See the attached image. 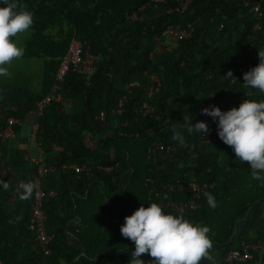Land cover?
I'll return each mask as SVG.
<instances>
[{"label":"trees","instance_id":"16d2710c","mask_svg":"<svg viewBox=\"0 0 264 264\" xmlns=\"http://www.w3.org/2000/svg\"><path fill=\"white\" fill-rule=\"evenodd\" d=\"M18 3L33 18L19 58L41 60V69L34 82H15L17 75L9 73L0 83V128L9 117L19 120L14 135L0 138V182L8 185L0 187L1 264H127L134 245L121 235L120 225L148 202L206 224L216 264L242 243H256L253 255L264 260V181L252 178L247 162L235 158L217 136L215 122L200 111L264 99L242 79V72L258 63L257 48L264 47V0ZM169 29L187 34L178 38ZM72 38L81 42L82 58L95 56L93 68L70 64L57 80ZM229 69L235 78L222 76ZM54 83L63 100L52 99L36 116V101ZM143 103L151 113H143ZM188 113L193 124H208L205 136L185 130L182 119ZM34 121L46 162L56 165L43 177L24 159L28 141L20 126ZM173 129L183 135L182 144L172 139ZM153 140L173 151L148 156ZM72 163L87 169L77 173L62 166ZM191 179L204 184L196 207L173 208L191 198L180 187ZM20 180L32 185L27 198H21L23 186L14 191ZM37 186L45 191L49 254L28 229ZM205 193L214 196L215 207ZM141 258L146 263L154 259L146 253Z\"/></svg>","mask_w":264,"mask_h":264},{"label":"clouds","instance_id":"9594fccd","mask_svg":"<svg viewBox=\"0 0 264 264\" xmlns=\"http://www.w3.org/2000/svg\"><path fill=\"white\" fill-rule=\"evenodd\" d=\"M32 23V13L18 0H0V76H7V66L23 56L24 47L14 38L17 34L26 33ZM256 54L258 63L242 72L243 85L264 93V47L257 48ZM222 76L234 77L230 69ZM131 84L136 85L134 82ZM200 111L215 122L217 136L231 147L235 158L242 163L247 162L252 178L264 181V99H243L238 106L226 110L210 105ZM182 121L188 133L197 132L205 136L209 131L208 124L203 120H196L193 124L189 113L183 116ZM172 139L181 144L184 142L183 135L176 129H173ZM153 142L156 140L151 141L148 148ZM0 187L7 188L8 185L0 182ZM23 187L25 192L21 198H27L32 185L25 184ZM205 197L210 207L216 206L211 193H205ZM209 232L206 224L166 211L157 202H148L146 206L141 203L131 214L124 216L120 225L121 235L134 245L127 264H146L140 258L145 253L154 258L147 264H200L202 259L211 261Z\"/></svg>","mask_w":264,"mask_h":264},{"label":"built area","instance_id":"2783aa9c","mask_svg":"<svg viewBox=\"0 0 264 264\" xmlns=\"http://www.w3.org/2000/svg\"><path fill=\"white\" fill-rule=\"evenodd\" d=\"M157 1V0H156ZM259 8V2L253 6L254 10ZM174 36L182 37L187 34L185 30L173 31L171 29L167 30ZM81 42L75 38H72L69 46L67 48L66 53L63 55L61 61L59 62L55 79L61 80L64 74L67 72L70 64H74L75 66L80 65L81 63L86 64V68L88 70L92 69V62L95 56L91 54H87L82 58L81 55ZM151 79L157 81V78L152 74ZM58 85L54 83L51 88V92L47 93L43 97H41L38 101H36L35 108L32 110L33 114L36 116H40L43 113V108L52 100H63L60 93L55 92ZM152 85L149 86L148 92L152 91ZM122 99L119 100L116 108V112L120 113L122 109ZM147 104L143 103V107L145 108L143 113H151L152 111L147 108ZM103 114L100 115L102 118ZM19 120L9 117L7 119V123L5 126L0 128V138L5 139L14 135L13 125L18 124ZM37 131H38V123L34 122L31 125V133L30 137L35 142L36 153L32 154L28 151L24 154V159L33 165L36 170V174L38 177H43L47 174H50L56 170V165L52 163H47L44 155V147H42L41 143L37 140ZM173 151V148L169 146H163L160 142H153L151 146L148 148V156L152 154V157H155L156 154L166 153ZM63 167L69 166L74 169L75 172L80 173L87 169V166L84 164H63ZM24 184V181H17L14 184V191L20 189ZM183 190L189 192L191 194V198L184 204H172L173 208H177V210H182L184 206L196 207L195 199L199 197L200 193L203 190L204 184H198L194 179L189 180L186 185L180 186ZM50 195L54 194V191H49ZM45 197V191L41 186H37L34 188L32 193V210L31 215L28 220V229L33 231L34 239L38 243L39 247L45 254L50 253L49 243L52 239V234L46 231V215L43 209V199ZM258 246L256 243H242L241 248H235L227 252L224 256L223 260L220 261L219 264H232L235 262H245L247 260H252L253 264H264V260L257 258L253 255V251H256ZM1 264V261H0Z\"/></svg>","mask_w":264,"mask_h":264},{"label":"rangeland","instance_id":"374dc122","mask_svg":"<svg viewBox=\"0 0 264 264\" xmlns=\"http://www.w3.org/2000/svg\"><path fill=\"white\" fill-rule=\"evenodd\" d=\"M26 36H27V32L22 34H17L15 39L18 40V42L22 45ZM40 62L41 60H36L31 58L29 59L16 58L7 66L8 72L12 74V77L14 76V74L17 75L13 77V81L15 82H20V81L34 82L35 79L40 75V69H41ZM20 71L21 74L19 75ZM6 77H8V75L0 76V83H6V81L2 82V80H5ZM2 163L4 164V162Z\"/></svg>","mask_w":264,"mask_h":264},{"label":"crops","instance_id":"0c3cea01","mask_svg":"<svg viewBox=\"0 0 264 264\" xmlns=\"http://www.w3.org/2000/svg\"><path fill=\"white\" fill-rule=\"evenodd\" d=\"M33 113V112H32ZM34 122H37V121H34ZM33 122V123H34ZM33 123H31V124H28V125H26V124H22L21 126H20V134L21 135H23V136H25L26 138H27V150H28V152H30V153H32V154H35L36 153V147H35V142L31 139V137H30V133H31V125L33 124ZM55 147V146H54ZM45 153V152H44ZM4 172V171H3ZM7 172V171H6ZM22 181V180H21ZM52 191H54V194H55V190H52ZM210 254H211V256H212V260L210 261V260H208V259H202L201 260V262H200V264H216V255L213 253V252H210ZM216 256V257H215ZM141 258V257H140ZM142 259V258H141ZM142 260H144V259H142ZM147 264V263H146Z\"/></svg>","mask_w":264,"mask_h":264}]
</instances>
